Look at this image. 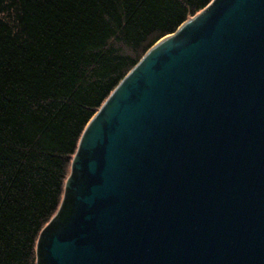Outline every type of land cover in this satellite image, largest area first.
<instances>
[{
  "label": "water",
  "instance_id": "95a60500",
  "mask_svg": "<svg viewBox=\"0 0 264 264\" xmlns=\"http://www.w3.org/2000/svg\"><path fill=\"white\" fill-rule=\"evenodd\" d=\"M36 264H264V0H212L126 74Z\"/></svg>",
  "mask_w": 264,
  "mask_h": 264
},
{
  "label": "trees",
  "instance_id": "16d2710c",
  "mask_svg": "<svg viewBox=\"0 0 264 264\" xmlns=\"http://www.w3.org/2000/svg\"><path fill=\"white\" fill-rule=\"evenodd\" d=\"M211 1L0 0V264H36L86 125Z\"/></svg>",
  "mask_w": 264,
  "mask_h": 264
}]
</instances>
